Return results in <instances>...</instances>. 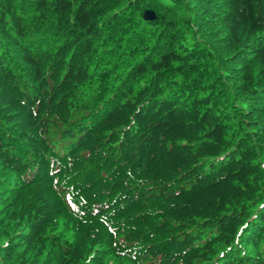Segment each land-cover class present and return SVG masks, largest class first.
Returning <instances> with one entry per match:
<instances>
[{"label": "trees", "instance_id": "16d2710c", "mask_svg": "<svg viewBox=\"0 0 264 264\" xmlns=\"http://www.w3.org/2000/svg\"><path fill=\"white\" fill-rule=\"evenodd\" d=\"M0 264H264V0H0Z\"/></svg>", "mask_w": 264, "mask_h": 264}, {"label": "water", "instance_id": "95a60500", "mask_svg": "<svg viewBox=\"0 0 264 264\" xmlns=\"http://www.w3.org/2000/svg\"><path fill=\"white\" fill-rule=\"evenodd\" d=\"M143 18L147 19V20H151L154 18V12L150 9H146L143 12Z\"/></svg>", "mask_w": 264, "mask_h": 264}]
</instances>
